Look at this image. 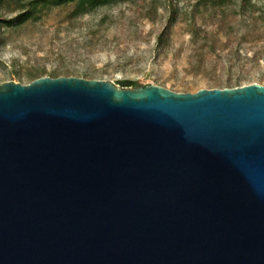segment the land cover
Here are the masks:
<instances>
[{
    "label": "water",
    "instance_id": "95a60500",
    "mask_svg": "<svg viewBox=\"0 0 264 264\" xmlns=\"http://www.w3.org/2000/svg\"><path fill=\"white\" fill-rule=\"evenodd\" d=\"M0 264H264V84L0 82Z\"/></svg>",
    "mask_w": 264,
    "mask_h": 264
},
{
    "label": "rangeland",
    "instance_id": "374dc122",
    "mask_svg": "<svg viewBox=\"0 0 264 264\" xmlns=\"http://www.w3.org/2000/svg\"><path fill=\"white\" fill-rule=\"evenodd\" d=\"M159 15L146 16L140 0H130L112 6V16L102 24L85 25L74 32L57 31L61 27L48 21L44 26H30L1 34L0 82L19 81L9 78L12 60H24V53L37 55L32 68L54 72L72 69L78 75L92 74L96 78L113 81L135 78L138 84L155 83L174 91L214 88L259 82L264 84V27L248 35L239 27L237 19L229 25L231 31L212 50L206 45L196 52L190 45H182L188 31L184 21L172 33L164 31L168 4L171 0H156ZM187 0H180V2ZM254 2L259 24L264 20L263 1ZM240 0L230 4L237 12ZM6 7V9H5ZM12 6L0 4V13H11ZM107 10L96 11L86 22L99 20ZM91 25V24H90ZM197 54L203 55L198 65ZM239 58V59H238ZM230 60L233 62L229 66ZM18 70L30 67L18 65ZM23 83L27 80L22 78Z\"/></svg>",
    "mask_w": 264,
    "mask_h": 264
},
{
    "label": "trees",
    "instance_id": "16d2710c",
    "mask_svg": "<svg viewBox=\"0 0 264 264\" xmlns=\"http://www.w3.org/2000/svg\"><path fill=\"white\" fill-rule=\"evenodd\" d=\"M130 0H0L3 6L11 5V13H0V33L3 35L11 31L22 29L30 26H44L48 21L61 27L58 33L63 31L74 32L81 29L85 25L91 27V33L95 35L94 26L102 27L111 16L110 11L116 4ZM142 8L146 16L152 13L159 15V6L156 0H140ZM235 0H171L168 4V14L165 19L164 31L171 34L176 25L178 26L184 21L187 29V37L182 40V45H190L197 52H202V48L206 45L211 46L212 50H216L215 46L218 42L224 41L228 32L231 21L237 19L241 29H245L246 34L253 35L254 32L263 30L264 20L259 24L258 18L255 16L254 2L252 0H240L239 9L232 13L230 4ZM261 2V0H258ZM263 5H264V0ZM6 9V7H5ZM107 10L97 21L86 22V17L96 11ZM91 24V25H90ZM0 34V39L2 35ZM24 60H12V69L8 72L9 78L17 77L23 83L22 78H26L28 83L33 79L50 75L53 77L60 75H78L79 73L72 69H60L54 72H47L43 69L32 68L33 62L37 55L30 56L24 53ZM198 65H202L203 55L197 54ZM35 56V57H33ZM239 59V58H238ZM233 62L230 60L229 66ZM18 65L22 67H30L26 71L18 70ZM86 78H96L92 74L85 73L81 75ZM116 82L121 86L137 85L135 78H121ZM240 85L239 80H237ZM194 89L193 91L197 90ZM185 91H191L187 89Z\"/></svg>",
    "mask_w": 264,
    "mask_h": 264
}]
</instances>
